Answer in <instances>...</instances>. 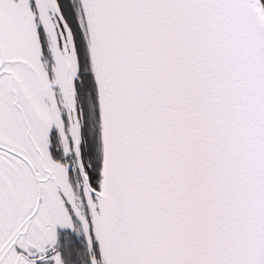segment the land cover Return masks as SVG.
Instances as JSON below:
<instances>
[{"label": "snow or ice", "instance_id": "1", "mask_svg": "<svg viewBox=\"0 0 264 264\" xmlns=\"http://www.w3.org/2000/svg\"><path fill=\"white\" fill-rule=\"evenodd\" d=\"M264 264V0H0V264Z\"/></svg>", "mask_w": 264, "mask_h": 264}, {"label": "trees", "instance_id": "2", "mask_svg": "<svg viewBox=\"0 0 264 264\" xmlns=\"http://www.w3.org/2000/svg\"><path fill=\"white\" fill-rule=\"evenodd\" d=\"M73 258H71V257H69V264H71V260H72Z\"/></svg>", "mask_w": 264, "mask_h": 264}]
</instances>
